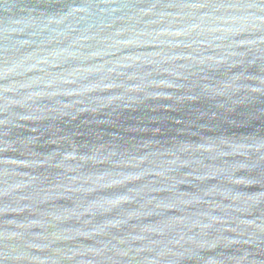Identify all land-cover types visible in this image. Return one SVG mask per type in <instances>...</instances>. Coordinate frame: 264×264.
Wrapping results in <instances>:
<instances>
[{"label": "water", "instance_id": "obj_1", "mask_svg": "<svg viewBox=\"0 0 264 264\" xmlns=\"http://www.w3.org/2000/svg\"><path fill=\"white\" fill-rule=\"evenodd\" d=\"M0 264H264V0H0Z\"/></svg>", "mask_w": 264, "mask_h": 264}]
</instances>
